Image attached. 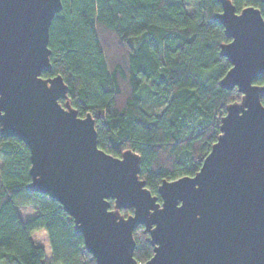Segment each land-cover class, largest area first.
Masks as SVG:
<instances>
[{"label":"water","instance_id":"95a60500","mask_svg":"<svg viewBox=\"0 0 264 264\" xmlns=\"http://www.w3.org/2000/svg\"><path fill=\"white\" fill-rule=\"evenodd\" d=\"M218 1L213 17L230 38L220 53L232 64L220 84L241 98L226 106L200 169L164 179L159 200L140 176V154L100 148L95 118L79 115L63 76L42 75L52 71L50 28L62 0H0V133L29 147L28 187L60 202L97 264H264V83L255 82L264 16ZM139 226L154 250L145 262L134 256Z\"/></svg>","mask_w":264,"mask_h":264},{"label":"trees","instance_id":"16d2710c","mask_svg":"<svg viewBox=\"0 0 264 264\" xmlns=\"http://www.w3.org/2000/svg\"><path fill=\"white\" fill-rule=\"evenodd\" d=\"M232 1L237 11L253 5L264 16V0ZM220 11L218 0H62L52 21V71L42 75L63 76L79 115L95 118L100 148L140 154V176L159 200L164 179L200 169L226 106L241 98L220 84L232 65L220 53L230 40L213 17ZM0 160V264H97L60 202L28 187L29 147L0 133ZM24 205L38 213L22 221ZM39 230L51 248L47 262L31 238ZM134 236V256L145 262L154 253L149 233L139 226Z\"/></svg>","mask_w":264,"mask_h":264},{"label":"rangeland","instance_id":"374dc122","mask_svg":"<svg viewBox=\"0 0 264 264\" xmlns=\"http://www.w3.org/2000/svg\"><path fill=\"white\" fill-rule=\"evenodd\" d=\"M1 163V160H0ZM30 212V211H28ZM23 215H25L23 213ZM34 240L36 244H40L45 249V258L43 259V262H47L51 258V248L49 245L47 234L44 230H40L37 233L34 234Z\"/></svg>","mask_w":264,"mask_h":264},{"label":"crops","instance_id":"0c3cea01","mask_svg":"<svg viewBox=\"0 0 264 264\" xmlns=\"http://www.w3.org/2000/svg\"><path fill=\"white\" fill-rule=\"evenodd\" d=\"M17 211H18V213H19L20 218H21L22 221H26V220H28L29 218L35 216L38 213L37 208L35 206H33V205L19 206V207H17ZM28 211H30V212H28ZM23 213L25 215H23ZM37 232L38 231H36L35 233H37ZM34 234L31 236V238L35 242V240H34Z\"/></svg>","mask_w":264,"mask_h":264}]
</instances>
